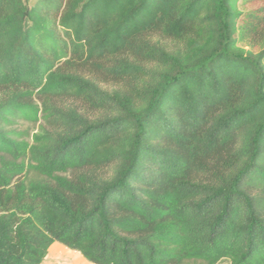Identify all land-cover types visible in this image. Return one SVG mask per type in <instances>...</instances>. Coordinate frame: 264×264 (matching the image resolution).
Returning <instances> with one entry per match:
<instances>
[{
    "label": "trees",
    "instance_id": "16d2710c",
    "mask_svg": "<svg viewBox=\"0 0 264 264\" xmlns=\"http://www.w3.org/2000/svg\"><path fill=\"white\" fill-rule=\"evenodd\" d=\"M55 243L264 264V0H0V264Z\"/></svg>",
    "mask_w": 264,
    "mask_h": 264
},
{
    "label": "rangeland",
    "instance_id": "374dc122",
    "mask_svg": "<svg viewBox=\"0 0 264 264\" xmlns=\"http://www.w3.org/2000/svg\"><path fill=\"white\" fill-rule=\"evenodd\" d=\"M34 1L28 0L29 4H33ZM40 124L41 121L35 125L20 121L15 128L19 131H28L32 135L38 130ZM72 252L59 244L52 245L42 264H71L75 261L76 264H90L82 257L80 259L77 253ZM219 264H229V262L221 261Z\"/></svg>",
    "mask_w": 264,
    "mask_h": 264
},
{
    "label": "bare ground",
    "instance_id": "6f19581e",
    "mask_svg": "<svg viewBox=\"0 0 264 264\" xmlns=\"http://www.w3.org/2000/svg\"><path fill=\"white\" fill-rule=\"evenodd\" d=\"M73 253V252H72ZM74 253H76V252H74ZM78 254V253H77ZM78 256L80 257V259H81V256L78 254ZM70 264V263H69ZM71 264H76V261L75 262H73V263H71Z\"/></svg>",
    "mask_w": 264,
    "mask_h": 264
},
{
    "label": "crops",
    "instance_id": "0c3cea01",
    "mask_svg": "<svg viewBox=\"0 0 264 264\" xmlns=\"http://www.w3.org/2000/svg\"><path fill=\"white\" fill-rule=\"evenodd\" d=\"M55 244H57V243H55ZM55 244H53V245H55Z\"/></svg>",
    "mask_w": 264,
    "mask_h": 264
}]
</instances>
